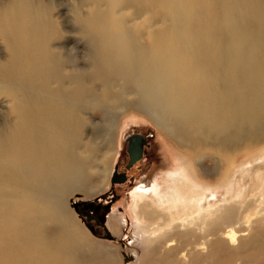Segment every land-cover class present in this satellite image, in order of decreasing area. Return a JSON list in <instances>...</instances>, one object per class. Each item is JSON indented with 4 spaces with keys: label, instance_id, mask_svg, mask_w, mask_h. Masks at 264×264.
I'll list each match as a JSON object with an SVG mask.
<instances>
[{
    "label": "bare ground",
    "instance_id": "6f19581e",
    "mask_svg": "<svg viewBox=\"0 0 264 264\" xmlns=\"http://www.w3.org/2000/svg\"><path fill=\"white\" fill-rule=\"evenodd\" d=\"M0 96V264H118L65 200L132 112L179 150L129 192L137 264H264V0H10Z\"/></svg>",
    "mask_w": 264,
    "mask_h": 264
},
{
    "label": "rangeland",
    "instance_id": "374dc122",
    "mask_svg": "<svg viewBox=\"0 0 264 264\" xmlns=\"http://www.w3.org/2000/svg\"><path fill=\"white\" fill-rule=\"evenodd\" d=\"M8 1L10 0H0V5ZM6 101V98L0 96V126L4 123L5 112H8ZM94 119L96 123L102 120L100 115H96ZM128 119L132 121H128ZM136 131L139 133L150 131L153 135L150 151H148L141 169L133 168L127 173L129 182L132 181L138 185L132 189H130V183L112 187L110 178L114 166L117 165L124 171V151L117 152L118 144L122 145L124 137ZM90 141L95 153L92 157L89 177L82 182L83 192L72 193L65 200L68 212L76 223L75 231H82L91 241L102 245L101 247L106 249L117 260L118 264H137L140 259L142 242L141 236L136 234V222L129 213L131 199L130 197L127 199V194L129 189L131 192L135 188L143 186L149 188L154 182H160V177L174 168L176 164L175 154L179 150L174 147L173 142L165 136L160 127L150 118L133 112L117 117L114 120L113 128L107 134L96 136ZM111 195L113 203L111 204L112 211L110 214L113 217H118L120 222V227L115 235L111 234L107 227L105 231L98 229L93 232L90 226L85 224V220L77 216L71 208L73 203L100 204L101 199L105 200L106 197ZM105 220L107 223L108 217ZM47 231L48 229H43V232L48 233L49 231ZM105 233H109L114 241L104 240L102 237ZM85 257L81 259L87 260Z\"/></svg>",
    "mask_w": 264,
    "mask_h": 264
},
{
    "label": "flooded vegetation",
    "instance_id": "af4514ba",
    "mask_svg": "<svg viewBox=\"0 0 264 264\" xmlns=\"http://www.w3.org/2000/svg\"><path fill=\"white\" fill-rule=\"evenodd\" d=\"M152 137L153 135H152V132L150 131L145 132V133H139L136 131L129 135H126L124 137V141L122 145H120V143L118 144L117 152L124 151V154H123L125 158L124 159V171L121 170L119 166L117 165L114 166L112 172L116 173L117 180H122V183L113 184L112 187L130 183L131 184L130 189H132L133 186L136 185V183H133L132 181L129 182L127 173H129L133 168H137L138 170L141 169V165L144 159L146 158L148 151H150ZM130 148L133 152H135L133 155L134 161L132 165L129 168H127L131 160L130 153H129ZM130 189H129V192H130ZM128 195L129 193L127 194V197ZM99 202L100 204H92V205H85V204L77 203L78 211L81 214L82 213L87 214V217H82V218L85 220V224L90 226V229L93 232L98 229H103L104 231L106 230V225H105L106 220L105 219L108 217V215L112 211V207H111V204L113 203L112 195L109 197H106L105 200L101 199Z\"/></svg>",
    "mask_w": 264,
    "mask_h": 264
},
{
    "label": "water",
    "instance_id": "95a60500",
    "mask_svg": "<svg viewBox=\"0 0 264 264\" xmlns=\"http://www.w3.org/2000/svg\"><path fill=\"white\" fill-rule=\"evenodd\" d=\"M129 153H130V158H131V160H130V163H129V165H128V167L127 168H129L131 165H132V163H133V155H134V153L135 152H133L132 150H131V148L129 149ZM139 153V152H138ZM116 183H122V180H117V175H116V173L115 172H113V174H112V177H111V184L113 185V184H116ZM72 209L74 210V212H75V214L76 215H78V216H81V217H87V214H85V213H80L79 211H78V207H77V204L75 203V204H72ZM102 238H104V240H107V241H113V238L110 236V234L108 233L107 235H105L104 237H102Z\"/></svg>",
    "mask_w": 264,
    "mask_h": 264
}]
</instances>
